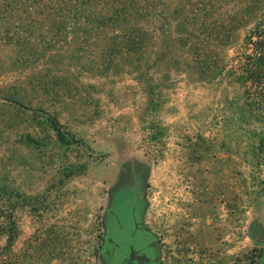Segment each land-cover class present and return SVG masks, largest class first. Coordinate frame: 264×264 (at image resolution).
Listing matches in <instances>:
<instances>
[{"label": "rangeland", "instance_id": "obj_1", "mask_svg": "<svg viewBox=\"0 0 264 264\" xmlns=\"http://www.w3.org/2000/svg\"><path fill=\"white\" fill-rule=\"evenodd\" d=\"M248 28L224 48L229 64ZM68 39L29 52L0 40V219L16 226L12 264H100L106 186L129 167L166 264H259L264 166L251 144L264 108L226 74L205 75L210 52L148 69V88L125 66L92 68Z\"/></svg>", "mask_w": 264, "mask_h": 264}, {"label": "trees", "instance_id": "obj_2", "mask_svg": "<svg viewBox=\"0 0 264 264\" xmlns=\"http://www.w3.org/2000/svg\"><path fill=\"white\" fill-rule=\"evenodd\" d=\"M229 1L0 0V40H22L29 52L45 38L63 41L69 36L73 55L89 56L86 63L92 68L125 66L148 88L153 79L148 69L155 76L162 65L184 63V55L210 52L202 61L210 65H201L205 75L218 80L226 74L249 101L264 108V0ZM247 24L240 53L229 64L222 59L224 48L234 42L236 29ZM251 153L255 166H264V135L251 144ZM15 233L12 218L7 223L0 219V237H5L0 264H12L8 248Z\"/></svg>", "mask_w": 264, "mask_h": 264}, {"label": "flooded vegetation", "instance_id": "obj_3", "mask_svg": "<svg viewBox=\"0 0 264 264\" xmlns=\"http://www.w3.org/2000/svg\"><path fill=\"white\" fill-rule=\"evenodd\" d=\"M142 184L141 174L129 167L106 186L97 238L100 264H166L157 237L142 218ZM263 257L259 254V264Z\"/></svg>", "mask_w": 264, "mask_h": 264}]
</instances>
